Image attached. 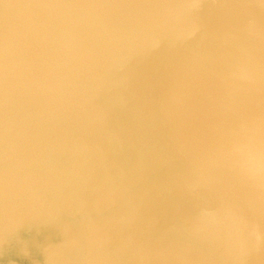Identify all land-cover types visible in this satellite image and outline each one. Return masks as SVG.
Returning a JSON list of instances; mask_svg holds the SVG:
<instances>
[{
	"label": "water",
	"instance_id": "1",
	"mask_svg": "<svg viewBox=\"0 0 264 264\" xmlns=\"http://www.w3.org/2000/svg\"><path fill=\"white\" fill-rule=\"evenodd\" d=\"M0 264H264V0H0Z\"/></svg>",
	"mask_w": 264,
	"mask_h": 264
}]
</instances>
